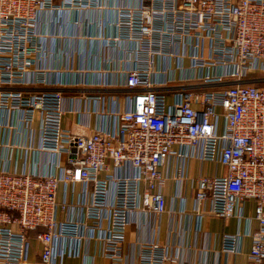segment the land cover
I'll list each match as a JSON object with an SVG mask.
<instances>
[{
  "label": "built area",
  "instance_id": "1",
  "mask_svg": "<svg viewBox=\"0 0 264 264\" xmlns=\"http://www.w3.org/2000/svg\"><path fill=\"white\" fill-rule=\"evenodd\" d=\"M56 1L0 0V110L19 113L17 120L27 127L38 118L40 148L52 157L66 155L59 173L0 170V264H63L64 257L80 256L83 242L96 230L103 256L110 264H122L129 215L165 212L160 169L172 154L185 155V149L191 154L196 149L201 160L222 169L198 178L197 209L207 201L212 214L227 220L241 216L244 201H254L258 227L250 233L248 259L264 264V0H140L137 7H117L116 26L126 28L127 39L137 43L145 60L125 77L126 88L133 91L131 106L113 115L116 128L89 135L62 127L59 90L25 91L46 83V71L35 65L41 49L36 24ZM60 1V9L101 4ZM156 58L173 62V72H181L187 59L192 75L183 72L159 85L150 77ZM176 81L192 82L193 89L178 85L169 104L158 89ZM110 165L117 174L101 177ZM76 182L91 185L85 219L59 222L58 211L68 205L57 201V189L60 183ZM30 231L40 245L33 262L28 259ZM61 239L67 241L64 248H59ZM240 240L239 233L224 234L221 250L237 253ZM168 260L157 243L140 247L138 264Z\"/></svg>",
  "mask_w": 264,
  "mask_h": 264
},
{
  "label": "crops",
  "instance_id": "2",
  "mask_svg": "<svg viewBox=\"0 0 264 264\" xmlns=\"http://www.w3.org/2000/svg\"><path fill=\"white\" fill-rule=\"evenodd\" d=\"M100 7L60 9L61 1L54 9H47L38 15L36 31L41 49L35 56V65L46 72V83L31 85L26 92L55 91L62 93L64 111L61 125L74 134L89 135L108 127L116 128L113 115L130 109L133 91L125 86L127 73L145 60L139 54L135 41L127 39L126 28H118L117 7H137L140 0H100ZM111 40V42H109ZM183 70L174 71L175 65L163 58H156L151 80L159 85L169 77L178 79L182 73L191 76L187 59L181 63ZM166 73L161 69L168 68ZM168 71H171L170 73ZM192 88V82L168 84L158 90L166 94L170 104L177 86ZM176 87V89H175ZM20 114L0 110V170L46 174L59 173L66 164V155L52 157L40 148L39 122L27 127L20 120ZM185 149V155L172 154L161 167L163 177L161 192L166 210L160 216L151 212H133L129 215L125 241L121 248L122 264H138L140 247L146 243H157L169 258L165 264H249L251 247L250 233L257 229L253 200L243 202L240 214L227 220L210 212L209 202L197 209L195 191L201 176L213 177L222 173L214 162L203 161L196 149L193 154ZM190 153V154H189ZM130 169H126L129 173ZM117 174L110 165L109 171L101 177ZM114 188L111 184L107 193L110 202ZM91 185L82 182L60 183L56 198L68 205L66 211H58L59 222L82 221L84 207L89 202ZM107 223L104 222L103 226ZM86 235L89 230L85 231ZM239 233L241 240L237 253H224L221 238L224 234ZM85 234V233H84ZM94 231L92 239L85 240L78 258L64 257L63 264H110L103 256V245ZM31 249L30 262L38 258L40 245L35 231L29 232ZM67 241L61 239L59 248Z\"/></svg>",
  "mask_w": 264,
  "mask_h": 264
}]
</instances>
